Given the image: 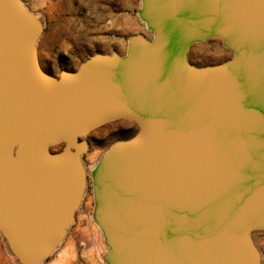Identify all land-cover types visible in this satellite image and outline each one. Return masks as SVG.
Returning a JSON list of instances; mask_svg holds the SVG:
<instances>
[{"label": "water", "instance_id": "water-1", "mask_svg": "<svg viewBox=\"0 0 264 264\" xmlns=\"http://www.w3.org/2000/svg\"><path fill=\"white\" fill-rule=\"evenodd\" d=\"M140 14L152 38L55 76L39 58L42 22L0 0V233L21 264L61 244L87 186L86 137L118 120L138 131L93 171L108 263L260 262L264 0H143ZM213 36L232 57L192 63Z\"/></svg>", "mask_w": 264, "mask_h": 264}, {"label": "rangeland", "instance_id": "rangeland-1", "mask_svg": "<svg viewBox=\"0 0 264 264\" xmlns=\"http://www.w3.org/2000/svg\"><path fill=\"white\" fill-rule=\"evenodd\" d=\"M43 24L38 41L43 68L55 76L77 70L97 53L125 55L131 35L153 33L141 17L143 0H23ZM233 52L218 36L196 42L189 59L198 66L213 65L230 59ZM135 123L118 120L92 131L86 140L89 150L83 156L87 186L74 224L61 244L41 264H109L110 246L96 216L93 171L109 148L122 140L118 130ZM135 133L129 134V138ZM127 139V138H126ZM60 149V145L53 150ZM252 237L264 264V229H253ZM0 264H21L0 233Z\"/></svg>", "mask_w": 264, "mask_h": 264}, {"label": "flooded vegetation", "instance_id": "flooded-vegetation-1", "mask_svg": "<svg viewBox=\"0 0 264 264\" xmlns=\"http://www.w3.org/2000/svg\"><path fill=\"white\" fill-rule=\"evenodd\" d=\"M42 64V63H41ZM43 66V65H42ZM123 135L121 139L129 138V134L135 133L137 130V124L125 125L118 129Z\"/></svg>", "mask_w": 264, "mask_h": 264}, {"label": "bare ground", "instance_id": "bare-ground-1", "mask_svg": "<svg viewBox=\"0 0 264 264\" xmlns=\"http://www.w3.org/2000/svg\"><path fill=\"white\" fill-rule=\"evenodd\" d=\"M54 146H56V145H54ZM61 147V146H60Z\"/></svg>", "mask_w": 264, "mask_h": 264}]
</instances>
